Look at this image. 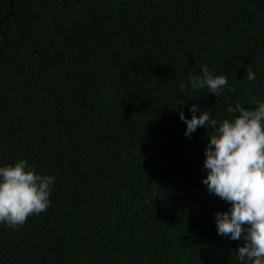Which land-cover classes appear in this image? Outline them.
I'll list each match as a JSON object with an SVG mask.
<instances>
[{
  "label": "trees",
  "instance_id": "obj_1",
  "mask_svg": "<svg viewBox=\"0 0 264 264\" xmlns=\"http://www.w3.org/2000/svg\"><path fill=\"white\" fill-rule=\"evenodd\" d=\"M11 2L0 166L24 159L55 184L46 212L0 226V264H239L243 241L214 221L228 205L201 183L212 129L185 137L173 108L219 122L264 100V0ZM202 64L228 77L221 96L182 87Z\"/></svg>",
  "mask_w": 264,
  "mask_h": 264
},
{
  "label": "clouds",
  "instance_id": "obj_2",
  "mask_svg": "<svg viewBox=\"0 0 264 264\" xmlns=\"http://www.w3.org/2000/svg\"><path fill=\"white\" fill-rule=\"evenodd\" d=\"M246 78L251 83L257 74L247 69ZM189 86L193 93L207 89L215 97L230 87L228 77L214 74L207 64L182 85ZM243 105L228 104V118L219 122L196 104L189 107L190 119L173 109L186 125L185 137L190 139L200 127L212 129L203 153L206 176L201 183L228 205L226 211L214 213L217 234L243 241L236 250L239 264H264V100H254L248 108ZM54 184V176L37 172L24 159L0 166V226L15 230L29 217L46 212Z\"/></svg>",
  "mask_w": 264,
  "mask_h": 264
},
{
  "label": "water",
  "instance_id": "obj_3",
  "mask_svg": "<svg viewBox=\"0 0 264 264\" xmlns=\"http://www.w3.org/2000/svg\"><path fill=\"white\" fill-rule=\"evenodd\" d=\"M10 3H11V5H12V2H11V0H10Z\"/></svg>",
  "mask_w": 264,
  "mask_h": 264
}]
</instances>
